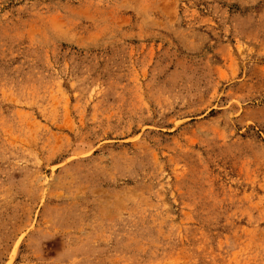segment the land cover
<instances>
[{"label": "rangeland", "instance_id": "rangeland-1", "mask_svg": "<svg viewBox=\"0 0 264 264\" xmlns=\"http://www.w3.org/2000/svg\"><path fill=\"white\" fill-rule=\"evenodd\" d=\"M0 264H264V0H0Z\"/></svg>", "mask_w": 264, "mask_h": 264}]
</instances>
